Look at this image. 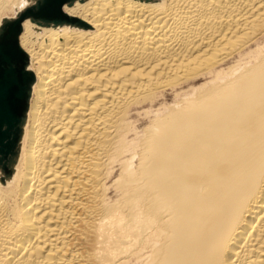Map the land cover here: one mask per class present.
I'll return each instance as SVG.
<instances>
[{
  "label": "bare ground",
  "instance_id": "obj_1",
  "mask_svg": "<svg viewBox=\"0 0 264 264\" xmlns=\"http://www.w3.org/2000/svg\"><path fill=\"white\" fill-rule=\"evenodd\" d=\"M41 2L0 0V264H264V0Z\"/></svg>",
  "mask_w": 264,
  "mask_h": 264
},
{
  "label": "water",
  "instance_id": "obj_2",
  "mask_svg": "<svg viewBox=\"0 0 264 264\" xmlns=\"http://www.w3.org/2000/svg\"><path fill=\"white\" fill-rule=\"evenodd\" d=\"M71 0H42L38 10L43 13L46 10L58 11L60 7ZM27 12L22 19L27 17ZM0 134L3 123L13 125L17 121V109L24 97V87L16 68L5 66V62L16 56L11 47H5L0 50Z\"/></svg>",
  "mask_w": 264,
  "mask_h": 264
},
{
  "label": "rangeland",
  "instance_id": "obj_3",
  "mask_svg": "<svg viewBox=\"0 0 264 264\" xmlns=\"http://www.w3.org/2000/svg\"><path fill=\"white\" fill-rule=\"evenodd\" d=\"M2 139H3V136H2V137L0 136V141H1ZM0 149H1V146H0Z\"/></svg>",
  "mask_w": 264,
  "mask_h": 264
}]
</instances>
